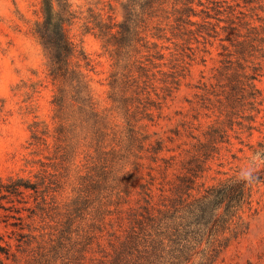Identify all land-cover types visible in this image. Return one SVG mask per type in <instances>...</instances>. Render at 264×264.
<instances>
[{"label": "trees", "instance_id": "trees-1", "mask_svg": "<svg viewBox=\"0 0 264 264\" xmlns=\"http://www.w3.org/2000/svg\"><path fill=\"white\" fill-rule=\"evenodd\" d=\"M226 4L128 0L123 21H88L113 60L111 106L102 108L83 65L90 60L70 35L78 11L71 0L42 1L31 34L48 58L53 114L29 125L35 179L0 178V264H216L248 231L262 172L199 183L237 126L252 135L264 105L260 69L249 65L264 57V17L257 25L247 12L225 14ZM221 30L237 39L224 47L222 90L204 88L219 115L201 136L190 132L197 141L185 159L163 156L164 141L152 140L150 126L190 72L194 45L208 52ZM41 86L18 85L30 112ZM255 154L264 159V141ZM146 168L159 174L141 175ZM173 168L179 173L171 178Z\"/></svg>", "mask_w": 264, "mask_h": 264}, {"label": "rangeland", "instance_id": "rangeland-1", "mask_svg": "<svg viewBox=\"0 0 264 264\" xmlns=\"http://www.w3.org/2000/svg\"><path fill=\"white\" fill-rule=\"evenodd\" d=\"M42 1L0 0V178L4 180L11 176L35 179L38 168L32 162L37 157L29 148V125L37 117L51 122L53 114L55 88L47 77L48 58L42 45L31 34L34 23L42 20ZM127 1L71 0L80 18L70 28V35L75 43L83 46L90 60L89 65L86 62L83 65L91 79L94 96L102 108L111 106L109 78L113 60L102 41L93 31L88 32L86 25L94 19L123 21ZM223 9L225 14L233 9L240 17L243 16L241 13L247 12L260 25L258 17H264V0H228ZM225 25V22L221 23V26ZM235 39L236 31L221 30L220 36L208 43V52H203L204 44L194 45L195 48L199 46V50L196 59L191 62L190 72L173 99L168 101L157 124L150 126L152 140L164 141L167 150L162 153L163 156H176L178 161L185 159L197 141L190 136V132L201 136L217 119L219 112L213 104L215 96L211 95L210 100L204 88L207 85L206 89L211 91L222 90L220 84L223 83L217 75L225 57L224 47L233 49ZM249 65L260 69L257 84L263 90L264 97V57L255 59ZM38 81L43 83L41 92L33 98L38 108L30 112L25 102L27 97L17 90L18 85ZM260 108V112H255L257 128L252 135L247 129L237 126L236 132L231 133V143L222 146L221 153L210 162L211 169L200 184L211 186L229 176H242L243 173H250V178L258 172L264 174V159L255 154L259 143L264 141V105ZM144 162L146 166L149 165L148 160ZM150 171L159 174L146 168L141 170V175L148 177ZM177 173L179 170L173 168L169 175L173 178ZM248 220V231L232 243L216 264H264V181L255 185V212L248 216ZM0 230L6 231L5 226L0 225Z\"/></svg>", "mask_w": 264, "mask_h": 264}, {"label": "clouds", "instance_id": "clouds-1", "mask_svg": "<svg viewBox=\"0 0 264 264\" xmlns=\"http://www.w3.org/2000/svg\"><path fill=\"white\" fill-rule=\"evenodd\" d=\"M242 178L244 179H249L250 178V173H243Z\"/></svg>", "mask_w": 264, "mask_h": 264}]
</instances>
